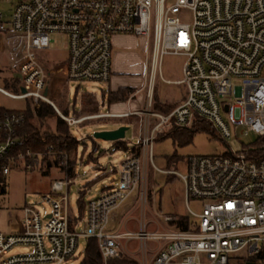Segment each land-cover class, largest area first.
<instances>
[{
	"label": "built area",
	"instance_id": "built-area-1",
	"mask_svg": "<svg viewBox=\"0 0 264 264\" xmlns=\"http://www.w3.org/2000/svg\"><path fill=\"white\" fill-rule=\"evenodd\" d=\"M188 10L191 22L183 19ZM54 33L67 37L68 55L59 65L43 56ZM116 35L144 37L147 51L152 50L146 132L138 149L127 151L113 168L118 183L90 200L83 217H70L69 178L56 179L41 194L50 210L32 203L20 208L16 229L0 231V264H73L80 240L89 238L97 239L105 264L121 258L124 243L131 241H139L144 264H264V0H0V52L9 51L21 82L16 94L1 86L0 92L30 98L35 111L69 126L119 116L66 114L50 93V81L62 68L68 81L109 83ZM168 54L185 57L179 83L186 97L171 112L161 113L152 109L151 99L157 73L170 81L161 72ZM196 119L212 125L224 141L240 131L257 134L259 143L236 153L189 156L185 172L174 171L184 183L187 202L194 200L201 208L189 207L196 229H150L141 220L137 231H110L114 211L141 183V200L147 198L143 182L161 132L191 126ZM24 122L23 111H0L5 175L13 167L43 165L45 157L59 160L60 168L68 164V154L54 145L43 152L12 153L25 142L18 134ZM148 241L157 247L149 249Z\"/></svg>",
	"mask_w": 264,
	"mask_h": 264
},
{
	"label": "rangeland",
	"instance_id": "rangeland-1",
	"mask_svg": "<svg viewBox=\"0 0 264 264\" xmlns=\"http://www.w3.org/2000/svg\"><path fill=\"white\" fill-rule=\"evenodd\" d=\"M192 18L191 11L188 10L183 13L185 21L191 22ZM52 39L54 41L51 47L44 52L43 56L49 63L59 65L66 60L68 55L67 37L64 34L54 33ZM113 43L114 60H116L115 69L122 81L132 82L131 85L135 91L140 88L135 95L134 103L140 104L137 107L146 109L151 80V48L147 51L145 38L134 35L115 36ZM0 61V65L3 66V71L0 72V86L5 87L3 82L5 78H18V76L12 66L9 51L0 52ZM184 62L185 57L181 55H165L161 67L163 77L169 80L181 79ZM183 87L185 86H174L167 83L157 73L151 99L152 109L156 111L155 103L158 101L167 103L174 100L177 92L181 91ZM107 89L108 83L104 82L79 83L70 81L69 90L64 93L65 99L68 100L66 107L69 109L70 115L78 117L97 111H108L109 102L104 100L102 96L103 90ZM10 92L16 94L14 91ZM28 105L33 106L32 99L12 98L0 92V107L4 109L25 111ZM125 106L127 109V102ZM48 114L54 115L55 112L51 110ZM44 116L45 126L39 127L42 131L45 128L52 130L51 127L55 126L57 119L54 116L49 118ZM155 122L156 119L152 118L151 124H155ZM121 124L129 126L125 139L137 144L140 132L145 126V121L141 116L110 119L92 118L69 127L71 134L79 140L75 176L68 187L72 221L79 216L80 190L85 191L84 199L87 204L99 196L103 189L118 183V172L114 171L113 168L120 165L127 156V151L116 149L115 142L94 138L93 134L95 131L113 129ZM176 131L182 133L185 130L178 127L167 128L161 132L155 141L153 160L147 165L146 179L143 182L147 189V198L141 200V183V186L121 206L130 216L128 222L132 230H137L140 221L143 219L148 221L150 229H156L158 222L168 226L170 223L166 222V216H172L173 219L189 217L191 220H195L189 211V207L195 211H200L201 208L194 200L187 202L184 183L179 176L174 174V171L185 172L186 160L189 156H219L230 153V150L236 153L259 143L257 134L250 133L245 136L240 131L230 140L224 141L213 133L211 126L209 129L204 127L195 129L188 142L180 143L174 135ZM42 166L44 164H39L33 169L13 167L6 175L7 192L0 196V231L7 233L13 231L14 226L18 224L20 208L26 203H32L39 209L50 210L49 206L41 201V194L50 191L51 185L56 179H66L67 175L61 170L59 164H54L49 174H44L41 171ZM156 167L168 170L170 174L161 172ZM114 225L110 222L109 228L114 227ZM86 243V239L80 240L73 264L82 263ZM147 244L149 249L157 247L156 241H148ZM126 248L129 252L134 253V256L122 253L121 258H131L139 264L145 263L143 253L139 250V241L129 242ZM19 251H23V249L14 250V252ZM135 252L137 253L135 254ZM151 256L152 254L148 255V261H150ZM231 264H239V262Z\"/></svg>",
	"mask_w": 264,
	"mask_h": 264
},
{
	"label": "trees",
	"instance_id": "trees-1",
	"mask_svg": "<svg viewBox=\"0 0 264 264\" xmlns=\"http://www.w3.org/2000/svg\"><path fill=\"white\" fill-rule=\"evenodd\" d=\"M2 71L3 66L0 65V72ZM3 82L6 89L12 90L14 92L20 91L21 82L18 78H5ZM131 93L132 89H119L115 93H109L108 101L113 102L119 100H126L129 98ZM175 107L176 105L174 104L161 103L159 101L155 103V110L163 113H169ZM5 110L8 111L4 108L1 111ZM64 112L66 114H69V109L65 108ZM23 113L25 114V122L19 129L18 134L25 139V142L22 146L15 147L12 153H17L18 151L26 152L27 149H30L33 152H43L46 150V147L48 145H54L56 149H61L68 154L69 164L61 165V170L65 172L67 178H73L75 176V165L77 163L79 140L69 131L70 126L64 120L59 118L57 119L55 126L51 127L53 128L52 130L45 128L42 131L39 126L42 127L45 125L43 120V113L41 110L35 111L31 105H28L27 109L23 111ZM210 126L213 133L219 136V134L212 127V125L199 119H196L191 126L185 127V131H183L182 133L176 131L174 135L179 139L180 143H184L188 142L191 139L192 132L195 129H199L202 127L209 129ZM115 148L126 151L130 149L126 140H119L115 142ZM131 149L136 151L138 149V144L133 145ZM44 163V166L41 167V171L44 174H49L54 164L60 165L59 160L51 161L50 159H48V157L44 158ZM6 164H8L7 160H0V196L4 195L7 192V178L6 175L3 173V166ZM84 194L85 191L81 190L80 197L78 200L80 217H83L86 211V202L84 199ZM170 227L173 229L194 230L197 228V225L195 220H191L189 217H182L171 221ZM81 264H104V260L99 250L98 241L96 238L88 239L85 246L84 259ZM108 264L139 263L134 259L122 257L119 259H111L110 261H108Z\"/></svg>",
	"mask_w": 264,
	"mask_h": 264
},
{
	"label": "crops",
	"instance_id": "crops-1",
	"mask_svg": "<svg viewBox=\"0 0 264 264\" xmlns=\"http://www.w3.org/2000/svg\"><path fill=\"white\" fill-rule=\"evenodd\" d=\"M119 36H123V35H116V37H119ZM115 62H116V60L113 59V64H114L113 72H114V74H113V77H112L111 81L108 83V89L107 90H103V93H102L103 99L108 101L109 93H115L119 89H124V88L132 89V93L130 94L129 98L126 99V100H119V101H113V102H109L108 101L109 102V110L108 111H104V112H98L97 111V112H93V113H90V114H83V115H80V116L97 115V114H103V113L114 114V115H119V116L101 117V118H98V119H110V118H124V117L141 116V117H143V120L146 123L147 117L144 114V112L147 110L148 106H147L146 109H142L139 106L137 107V105H140V104L134 103L135 95L140 90V88L135 91L133 89V86L131 85L132 84L131 81H122L121 80V78L119 76V73L115 69ZM182 72H183V67H182ZM180 80L181 79H179V80H170V81H166V82L169 83V84H172L174 86H177V85L178 86H182V84L179 83ZM69 83H70V81H68L67 78H66L65 68H62L59 71H57L55 73L52 81H50V93L58 101V103H60V105L64 109L67 108L66 104L68 102V100H66L65 97H64V93L68 92ZM185 97H186V88L183 87L181 91L177 92V95L174 98V100H172L171 102H167V103L174 104V105L177 106L185 99ZM126 102H127V105H128L127 109H126V106H125ZM133 106H135V108H133ZM2 109H3V107H0V111ZM122 125H124V124H121L120 126H122ZM120 126H118V127H120ZM118 127H116V128H118ZM116 128H113V129H116ZM109 130H111V129H109ZM145 132H146V127L144 126L143 131L140 132V135H139V142H140L141 137L145 134ZM125 140L128 142V147L130 148L128 151L133 150V149H131V147L133 145H135V144L132 143L131 140H129V139H125ZM139 142L137 144H139ZM129 219H130V216H129L128 212L125 211L124 209H122V207H120L113 214L111 222L113 224H115V225H114V227L109 228V230L110 231H125V230L137 231L139 228L137 230L130 229V227H129L130 223L128 222ZM143 220H145V219H143ZM158 225H163V224L158 222ZM163 226H165V225H163ZM168 226L170 227V224ZM16 227H17V225L14 226L13 231L16 229ZM127 244L128 243H124V248L122 250V253H128L129 255L134 256V253H131V252H129L127 250V248H126ZM136 253L137 252H135V254Z\"/></svg>",
	"mask_w": 264,
	"mask_h": 264
},
{
	"label": "water",
	"instance_id": "water-1",
	"mask_svg": "<svg viewBox=\"0 0 264 264\" xmlns=\"http://www.w3.org/2000/svg\"><path fill=\"white\" fill-rule=\"evenodd\" d=\"M21 90L23 92L26 91V89L24 87H21ZM128 128H129V126L122 125L116 129L99 130V131H95L93 136H94V138H97V139L117 142L119 140H125L126 131L128 130ZM249 264H252V263H249Z\"/></svg>",
	"mask_w": 264,
	"mask_h": 264
}]
</instances>
